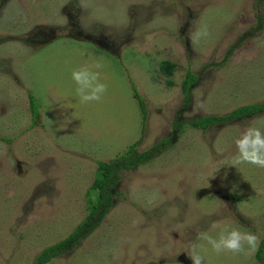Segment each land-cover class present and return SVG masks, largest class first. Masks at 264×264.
I'll list each match as a JSON object with an SVG mask.
<instances>
[{
    "label": "rangeland",
    "instance_id": "374dc122",
    "mask_svg": "<svg viewBox=\"0 0 264 264\" xmlns=\"http://www.w3.org/2000/svg\"><path fill=\"white\" fill-rule=\"evenodd\" d=\"M205 27L209 36L189 39ZM57 29H82L113 53L71 33L34 38ZM97 61L107 92L81 104L71 71ZM189 71L197 82L187 103ZM30 95L40 106L35 123ZM201 100L204 109H194ZM262 102L264 0H0V138L11 140L0 141V264H37L75 232L99 162L173 136L148 164L120 174L101 223L46 264H185L193 249L203 264H261L264 169L233 166L232 157L244 127L264 131V112L206 132L188 122ZM213 221L256 234L258 247L216 255L197 239Z\"/></svg>",
    "mask_w": 264,
    "mask_h": 264
},
{
    "label": "trees",
    "instance_id": "16d2710c",
    "mask_svg": "<svg viewBox=\"0 0 264 264\" xmlns=\"http://www.w3.org/2000/svg\"><path fill=\"white\" fill-rule=\"evenodd\" d=\"M174 65L171 62L161 63L162 72L170 76L173 71ZM197 82V77L190 71L186 75V80L183 83V90L186 95V101L189 102L188 92L189 89ZM170 83V82H169ZM172 85V84H171ZM134 98L138 101L142 113L146 116L147 107L146 101L141 97L135 85L132 86ZM30 106L32 112V118L34 123L40 116V106L36 101L35 97L30 95ZM264 112V102L256 105H248L233 110L230 113L221 116L209 115L202 116L192 119L188 122V125L193 129L201 130L206 132L209 128L231 123L240 118H247L253 115H258ZM178 122L175 124V128H179ZM0 141L11 142V140L1 139ZM174 141V136L168 140L161 142L157 147L141 152L137 148L141 144V141L133 144L124 155L110 161V162H99L98 163V176L93 182L90 192L88 193V211L89 214L86 220L75 230V232L66 240L48 248L42 252L37 258V264H46L53 260L64 251H68L71 247L80 242V239L84 236L87 237L96 228L103 218L108 213L109 208L113 203V193L121 178V173L128 170H136L140 166L148 164L155 153H163L169 145ZM256 259L261 264H264V240L261 241L258 251L256 253Z\"/></svg>",
    "mask_w": 264,
    "mask_h": 264
},
{
    "label": "clouds",
    "instance_id": "9594fccd",
    "mask_svg": "<svg viewBox=\"0 0 264 264\" xmlns=\"http://www.w3.org/2000/svg\"><path fill=\"white\" fill-rule=\"evenodd\" d=\"M209 36L207 28H197L189 33V39L196 42ZM104 67L102 62H93L77 67L71 71V80L75 85V94L81 104L101 102L107 92L108 85L101 80L100 71ZM194 109L203 110L204 101L194 105ZM264 120V117H260ZM235 155L232 157L233 166L248 164L264 169V131L255 126V122L244 127L233 141ZM216 234L213 235L212 233ZM198 240L206 242L216 255L231 253L234 255L255 250L259 245V237L240 228L223 226L222 221H213L208 231L201 232ZM191 264H203L204 257L193 249L188 257Z\"/></svg>",
    "mask_w": 264,
    "mask_h": 264
},
{
    "label": "flooded vegetation",
    "instance_id": "af4514ba",
    "mask_svg": "<svg viewBox=\"0 0 264 264\" xmlns=\"http://www.w3.org/2000/svg\"><path fill=\"white\" fill-rule=\"evenodd\" d=\"M72 25H75V24H72ZM36 33L37 34L34 36V38H37V40H41L46 43V42L54 41L53 39H55L56 36L53 33H71L70 35H67V36H70V37L72 36V38L77 39L79 37H84L82 33H85V32L82 29H73V30L70 29L68 31L57 29V30H39ZM46 33H50V34L46 35ZM31 41L33 42L34 40H31ZM94 41H100V40H98L97 38H94ZM101 42L107 45V47L110 48V52L112 51L113 53L111 46L107 42L105 41H101Z\"/></svg>",
    "mask_w": 264,
    "mask_h": 264
},
{
    "label": "water",
    "instance_id": "95a60500",
    "mask_svg": "<svg viewBox=\"0 0 264 264\" xmlns=\"http://www.w3.org/2000/svg\"><path fill=\"white\" fill-rule=\"evenodd\" d=\"M88 41H92V43L96 44L97 47L101 48L104 51H110V48L107 47V45H105L104 43H102L101 41H94L90 36H84ZM183 262L185 264H191L190 262H187L185 260H183Z\"/></svg>",
    "mask_w": 264,
    "mask_h": 264
}]
</instances>
